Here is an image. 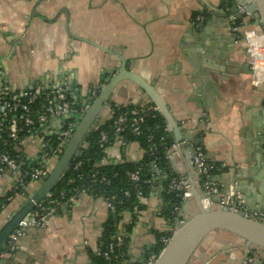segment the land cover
<instances>
[{"label":"crops","instance_id":"obj_1","mask_svg":"<svg viewBox=\"0 0 264 264\" xmlns=\"http://www.w3.org/2000/svg\"><path fill=\"white\" fill-rule=\"evenodd\" d=\"M239 2L252 16L234 32L230 16L235 6L229 0H0V85L44 89L66 73L74 78L76 100L83 101L117 72L120 53L129 71L154 86L177 124L202 140L199 146L209 162L222 168L212 179L220 190L214 203L232 199L235 174L255 201L259 195L251 191L248 178L264 183V69L259 76L253 71L244 32L263 30L253 0ZM196 14L206 16L199 28ZM88 42L116 52L106 54ZM149 103L136 85L124 81L101 119L111 115L113 105ZM24 153L33 157L35 143L26 142ZM143 156L139 144L116 142L107 148L104 163L138 164ZM175 165L171 162L177 176L194 189L196 173L181 151ZM165 180L163 173L156 175L139 217L122 216L118 226L130 238L121 264H141L157 243V234L172 229L165 217ZM8 184V176L0 179V197L8 192ZM22 201L13 199L0 213V227ZM238 209L245 210L242 201ZM111 213L103 198L80 193L63 204L46 227L28 230L16 253L2 264H94ZM213 264H264V253L251 255L246 248H236Z\"/></svg>","mask_w":264,"mask_h":264},{"label":"built area","instance_id":"obj_2","mask_svg":"<svg viewBox=\"0 0 264 264\" xmlns=\"http://www.w3.org/2000/svg\"><path fill=\"white\" fill-rule=\"evenodd\" d=\"M233 2L238 13L230 16V21L234 32H238V18L248 19L252 16L249 8L240 4L239 0H229ZM196 27H201L205 22V14H198L195 18ZM244 40L248 45V51L252 58V68L255 74L261 75L264 67V32L248 30L244 32ZM259 78V77H258ZM264 81V80H263ZM256 85L260 84L256 80ZM262 83V82H261ZM105 85V84H104ZM103 85V86H104ZM74 78L64 73L61 77L49 81L46 88H24L14 90L6 85H0V179L8 176V192L0 197V212L5 210L7 202L13 199H26L32 194V186L39 184L46 178L52 165L64 152L69 140L72 138L81 118L89 109L98 92H93L91 97L83 101H77L74 96ZM156 111L157 108H155ZM159 112V111H158ZM146 115L140 110H132L118 117L116 130L119 134L130 132L134 136H140L145 124ZM108 135L102 133V142L107 143ZM149 154L154 160L158 159V147L150 139ZM26 142H34L37 153L33 157H28L24 153ZM122 146H127V141H121ZM105 164V163H103ZM193 164L197 168L202 179H204V189L210 199L216 198L220 190L212 182L213 174L222 171V168L209 162L204 149L200 146L195 148ZM82 163H77L74 167L78 171ZM163 173L157 170V174ZM129 180L134 187V196L130 191L124 192V200L136 199L131 215L139 217L141 215L140 206L143 204L144 191L142 189V173L136 170L128 174ZM155 179V178H154ZM102 183L107 182L103 177ZM150 183V182H148ZM153 184V183H152ZM190 185L184 179L175 177L170 181L169 193H177L182 200L189 195L187 190ZM82 190L68 196L62 193L60 199L48 197L37 205L17 226L7 241L5 248L0 250V264L7 258L13 256L18 250L21 238L30 229H40L46 227L48 222L56 217L63 204L72 202L80 193H88ZM49 198V199H48ZM102 198V197H98ZM3 200V201H2ZM109 210L114 213L116 204L113 199H104ZM221 205L225 202L222 200ZM181 207H174V227L170 237H163L161 242L165 247L170 242L174 232L179 226V215ZM256 216L264 217L263 214ZM130 236L128 232L120 230L117 224V231L110 242L99 248L100 254L106 264H116L125 257V246ZM264 253V252H261ZM161 254V253H160ZM160 254L150 252L141 264H155Z\"/></svg>","mask_w":264,"mask_h":264},{"label":"water","instance_id":"obj_3","mask_svg":"<svg viewBox=\"0 0 264 264\" xmlns=\"http://www.w3.org/2000/svg\"><path fill=\"white\" fill-rule=\"evenodd\" d=\"M252 8L253 12L258 14L259 25L264 32V0H253ZM249 12L252 13L250 9ZM231 13L237 14V8L232 9ZM70 37L82 40L72 35ZM88 43L106 54L113 55L116 52L96 43ZM119 55L120 65L117 72L100 88L64 152L52 165L49 175L37 185L36 190L22 201L15 213L0 227V250L5 248L9 237L19 223L41 204L58 186L62 178L70 172L72 162L82 156L84 144L101 120L104 109L109 106L114 91L120 83L129 81L143 92L165 118L167 133L171 134L170 137L167 136V146L172 147L168 152L169 160L176 166V153L181 151L185 154L197 178L194 189L187 190L189 195L184 199L181 207L178 219L180 224L155 264H213L220 255L236 248H246L247 253L251 255L264 252V217L256 216V214L264 215V183L252 175L248 178L251 191L259 195L253 201L251 196L241 188L242 177L235 174L231 178L234 187L232 199L229 198L224 205L215 204V198L210 199L206 195L202 178L193 164L195 148L202 140H198L195 135L177 124L166 102L154 86L135 72L129 71L127 61L120 53ZM262 160L264 170V157ZM232 201H235L233 206ZM241 201L245 204L244 211L238 209ZM203 202H208L210 206H204ZM251 203L256 204L257 208L248 206Z\"/></svg>","mask_w":264,"mask_h":264},{"label":"trees","instance_id":"obj_4","mask_svg":"<svg viewBox=\"0 0 264 264\" xmlns=\"http://www.w3.org/2000/svg\"><path fill=\"white\" fill-rule=\"evenodd\" d=\"M198 14L195 15V17ZM253 22V21H252ZM255 22V21H254ZM238 26L240 28L248 24V20L244 17L238 18ZM156 106L149 103L146 106L127 105V106H111L112 113L108 118L101 119L94 130L89 134L82 151V156L76 158L71 165V170L59 182L58 186L50 194L52 199H60L62 193L68 196L78 193L82 190H88L89 194L94 197H102L103 199H113L116 204V210L111 213L108 221L105 223L103 236L100 241V248L104 247L111 241L114 233L117 231V224H119L122 216L125 213L132 212L133 206L137 203L136 199L132 197L130 200H124V192L130 191L133 196L135 194L134 187L131 184L128 174L136 170H141L142 173V189L144 191V198H146L152 189V183L157 175V170H160L168 177L165 184V202L168 208L165 217L170 221L174 227L175 221L173 217L174 207H182L183 200L177 193H169L168 187L170 181L177 177L174 172L171 162L169 160V147L167 146V124L165 118L155 110ZM132 110H140L146 115L145 124L142 134L134 136L130 132L119 134L116 130V121L122 114ZM102 133L108 135L107 143L102 142ZM158 147V159L154 160L150 157L149 147L151 145L150 139ZM127 141L128 144L137 143L144 151V156L138 164L121 162L117 164H103L106 158V150L109 146L121 141ZM77 163H82L78 171L74 170ZM216 173L213 174L215 176ZM105 178L107 182L102 183L101 179ZM202 179V184L204 183ZM150 182V183H148ZM49 199V198H48ZM3 201V200H2ZM11 203L7 202V205ZM143 204L140 209L143 210ZM1 213V212H0ZM135 221V218L132 222ZM132 225L129 226L131 229ZM128 229V230H129ZM173 230L157 234V243L153 246L151 252L160 254L165 245L161 242L163 237H170ZM126 250V247L124 251ZM120 260L118 263H121ZM117 261L112 264H116ZM94 264H106L100 254L94 259Z\"/></svg>","mask_w":264,"mask_h":264}]
</instances>
